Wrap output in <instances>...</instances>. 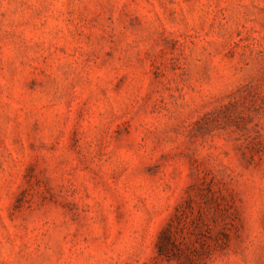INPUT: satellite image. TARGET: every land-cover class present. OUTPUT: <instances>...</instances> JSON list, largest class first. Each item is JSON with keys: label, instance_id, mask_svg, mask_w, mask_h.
<instances>
[{"label": "rangeland", "instance_id": "rangeland-1", "mask_svg": "<svg viewBox=\"0 0 264 264\" xmlns=\"http://www.w3.org/2000/svg\"><path fill=\"white\" fill-rule=\"evenodd\" d=\"M0 264H264V0H0Z\"/></svg>", "mask_w": 264, "mask_h": 264}]
</instances>
